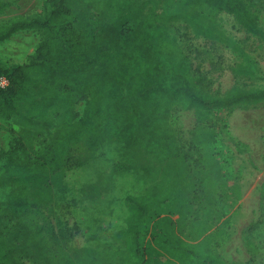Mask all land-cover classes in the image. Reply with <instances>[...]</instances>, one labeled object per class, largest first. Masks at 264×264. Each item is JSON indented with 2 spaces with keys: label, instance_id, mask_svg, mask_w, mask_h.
<instances>
[{
  "label": "trees",
  "instance_id": "trees-1",
  "mask_svg": "<svg viewBox=\"0 0 264 264\" xmlns=\"http://www.w3.org/2000/svg\"><path fill=\"white\" fill-rule=\"evenodd\" d=\"M174 2L204 14L227 13L264 45L257 13L245 0ZM44 4L47 13L16 15L0 25V42L19 31L38 36L23 62L0 63V118L12 120L28 137L16 140L3 159L0 154V264H23L22 258L33 264H77L50 252L42 228L28 212L64 200L63 172L81 141L92 152L108 143L117 144L125 155L140 152L175 175L171 183H158L159 167L151 163L135 169L136 178L148 186L117 199V207L115 198L106 201V215L116 219L107 236L93 233L95 247L112 249L118 264H238L211 250L207 219L192 217L189 192L177 186L185 182L184 168L169 113L174 106L192 111V142L201 152L203 167L217 175L209 113L263 102L264 87L207 92L156 12L157 0ZM7 5L0 0V14ZM140 7H145L143 12L137 11ZM78 102H83L80 113L74 110ZM42 135H48L49 142L32 154V141ZM98 183L87 185L94 196L100 194ZM29 189L35 197L29 196ZM258 202L264 209V182ZM259 223L250 224L246 232ZM244 247L249 258L259 250L248 235ZM81 250L93 264L94 248Z\"/></svg>",
  "mask_w": 264,
  "mask_h": 264
},
{
  "label": "rangeland",
  "instance_id": "rangeland-1",
  "mask_svg": "<svg viewBox=\"0 0 264 264\" xmlns=\"http://www.w3.org/2000/svg\"><path fill=\"white\" fill-rule=\"evenodd\" d=\"M1 1L8 5L0 14V25L16 15L47 13L44 0ZM157 1L156 12L162 14L168 32L190 62L192 75L207 92L222 94L233 86L264 87V45L246 34L231 15L204 14L179 6L174 0ZM245 1L257 13L258 24L264 30V0ZM144 9L140 7L137 11ZM37 42L38 36L30 31L12 34L0 42V63L7 66L23 62ZM82 106L83 102H78L75 112L80 113ZM209 123L215 132L213 152L217 175L203 167L201 152L192 142V111L178 106L171 109L169 125L179 147L185 178V182L177 186L189 192L193 202L192 217L207 219V233L213 239L210 248L215 254L227 262L264 264V209L258 202L259 186L264 182V101L215 109L209 113ZM18 139L27 141L28 137L12 120L0 118L1 159ZM48 139V135H42L33 140L32 154L47 144ZM130 154H123L115 143L105 144L93 152L87 150L82 141L73 147L72 163L63 172L64 200L36 205L28 212L29 218L42 228L52 254L67 256L77 264H91L81 249L92 247L93 264H118L114 258L117 253L115 256L112 249L95 247L91 239L93 233L107 236L110 224L115 222L116 217L106 215V201L115 198L113 206L117 207L120 205L117 199L148 186L133 174L140 166L152 163L159 167L158 183L160 180L171 183L175 176L155 164L148 155L137 151ZM97 182L100 194L94 196L87 185ZM35 195L34 190L29 189V196ZM256 220L260 225L247 233L246 228ZM246 235L259 247L252 258L244 247ZM21 261L33 264L27 258Z\"/></svg>",
  "mask_w": 264,
  "mask_h": 264
},
{
  "label": "built area",
  "instance_id": "built-area-1",
  "mask_svg": "<svg viewBox=\"0 0 264 264\" xmlns=\"http://www.w3.org/2000/svg\"><path fill=\"white\" fill-rule=\"evenodd\" d=\"M1 80H2V81H1V82H2V84H0V85H3V84H4V80H3V79H1ZM1 82H0V83H1Z\"/></svg>",
  "mask_w": 264,
  "mask_h": 264
}]
</instances>
